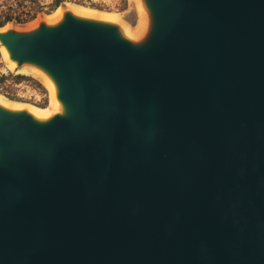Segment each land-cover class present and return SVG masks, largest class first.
I'll return each mask as SVG.
<instances>
[{"label":"water","instance_id":"1","mask_svg":"<svg viewBox=\"0 0 264 264\" xmlns=\"http://www.w3.org/2000/svg\"><path fill=\"white\" fill-rule=\"evenodd\" d=\"M138 1L0 29L62 107L0 105V264H264V0Z\"/></svg>","mask_w":264,"mask_h":264},{"label":"rangeland","instance_id":"2","mask_svg":"<svg viewBox=\"0 0 264 264\" xmlns=\"http://www.w3.org/2000/svg\"><path fill=\"white\" fill-rule=\"evenodd\" d=\"M43 4H48L52 0H40ZM70 4L81 5V7L88 8L90 10L97 11L98 13H111L120 17L122 24L128 27L131 32L134 33H142L144 31V23H145V12L141 6L139 1L136 0H127V7L122 10L124 6L123 0H80L76 2V0H72L65 2L60 7L69 8ZM36 5L35 0H0V21L5 19L8 16H12L13 18H24L27 16L32 8ZM91 8H90V7ZM93 7V8H92ZM99 10V11H98ZM50 14L46 13H38L36 17L28 21L26 23H18L16 19L8 22L0 29H8L15 28L17 30H28L35 23L40 21L49 19ZM119 14V15H118ZM46 16V17H45ZM12 72L14 74H25L34 77L38 81H40L35 75V69L31 66H22L21 68H10L8 62L4 57V53L2 51V46L0 45V74ZM42 83V81H40ZM9 85L8 90L12 92L15 96L14 100L9 99L4 94L0 93L4 97H6L9 101L13 103H18L20 105H34L39 107L44 104L46 101V106L50 104L51 96L47 87L42 83V85L46 89V94H42L40 89L36 87L32 81H24L19 84H13L11 81L7 83ZM50 98V100H49ZM16 100V101H15ZM45 106V107H46ZM41 107V106H40Z\"/></svg>","mask_w":264,"mask_h":264},{"label":"bare ground","instance_id":"3","mask_svg":"<svg viewBox=\"0 0 264 264\" xmlns=\"http://www.w3.org/2000/svg\"><path fill=\"white\" fill-rule=\"evenodd\" d=\"M137 1L138 0H136V2ZM69 8L73 11L74 14L81 16V17L95 18V19H99V20H103V21L122 24L120 17L117 15L111 14V13H98L97 11L90 10L88 8L81 7V5L79 6V5H74V4H70ZM62 17H63V9L61 7H58L53 12V14L50 15L49 19H46V20L48 23L54 24V23L59 22L62 19ZM36 24L37 23L33 24L31 26V28L35 27ZM122 26H123L124 34L128 37L138 39L144 35V31H142L141 34L140 33H134V32H131L132 30H130L128 27L124 26V23L122 24ZM2 51L4 53V57H5L6 61L8 62L9 67L15 68L16 63H15V61L10 59V56H9L7 49L5 47H2ZM34 75L40 81H42V83H44V85L47 87V89L50 92L49 96H51V100L49 98L50 104L48 105V107L47 106L46 107H40V106L37 107L34 105H30V104L29 105H25V104L20 105L18 103H13V102L9 101L6 97H4L1 94H0V105L11 108V109L25 108V109H28L36 118L47 119V118H50L52 115H54V113L62 110L61 104L56 97V86H55L53 80L50 78V76L47 75L44 71L36 70L34 72Z\"/></svg>","mask_w":264,"mask_h":264},{"label":"trees","instance_id":"4","mask_svg":"<svg viewBox=\"0 0 264 264\" xmlns=\"http://www.w3.org/2000/svg\"><path fill=\"white\" fill-rule=\"evenodd\" d=\"M69 1H72V0H52L48 4H43L40 0H35V3H36L35 7L32 8L30 12H28L29 14L27 16H25L24 18H20V16L18 18H13L12 16H8L5 19L0 21V27H3L8 22L14 19H16L18 23H26L28 21L33 20L38 13L50 14L54 12L58 7L63 5L65 2H69ZM79 1L80 0H76V2H79ZM123 2H124V6L122 7V10H124L127 7V0H123ZM10 81L13 84H19L24 81H32V83L35 84L38 89H40L42 94H46V89L42 85V83L32 76L20 74V73L14 74L12 72L2 73L0 74V93L4 94L6 97H8L11 100H14L15 96L12 94V92L8 90L9 85L7 83ZM40 106L45 107L46 101L44 104Z\"/></svg>","mask_w":264,"mask_h":264}]
</instances>
